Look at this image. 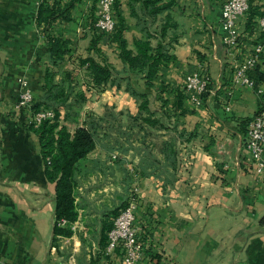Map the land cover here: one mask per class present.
Returning <instances> with one entry per match:
<instances>
[{"label":"crops","instance_id":"crops-1","mask_svg":"<svg viewBox=\"0 0 264 264\" xmlns=\"http://www.w3.org/2000/svg\"><path fill=\"white\" fill-rule=\"evenodd\" d=\"M223 1L157 0L170 7L152 18L140 1L133 12L131 0H118L128 48L136 49L134 40L145 37L146 26L158 31L167 14L168 36L177 35L172 58L148 85L142 74L126 70L114 35L91 28L98 0H78L71 20L49 28L38 23L40 0H0V264H122L119 250L105 252L104 227L134 191L145 247L139 264H264V172L257 173L243 155V122L264 107V50L249 71L254 84H231L235 67L223 42ZM251 4L264 14V0ZM262 15L250 25L248 16L240 19L239 58L262 40ZM50 34L71 41L70 54L56 66L48 53ZM95 35L99 52L90 47ZM87 56L111 63L121 85L116 78L91 87L79 61ZM48 68L56 82L73 72L86 94L76 119L66 120L61 110L60 122L72 132L88 113L108 109L127 123L140 112V93L148 95L158 120L154 127L100 133L77 174L78 217L70 236L54 234L56 182L47 177L40 137L27 124L30 112L15 107L21 78L35 103L44 102ZM201 70L210 90L196 104L183 91L184 81ZM188 133L195 134L187 139ZM166 141L175 150V167L161 151Z\"/></svg>","mask_w":264,"mask_h":264},{"label":"trees","instance_id":"trees-1","mask_svg":"<svg viewBox=\"0 0 264 264\" xmlns=\"http://www.w3.org/2000/svg\"><path fill=\"white\" fill-rule=\"evenodd\" d=\"M78 0H54L53 2L43 1L38 9V23L47 28L53 27L58 20L67 21L72 19V8ZM140 1L141 6L146 8L145 14L156 18L160 13L169 9L170 4L157 5V0H131L132 11H135V3ZM250 7L246 13L248 16V25L251 24L254 15L263 13L256 6ZM117 28L114 32V38L118 43L120 57L125 63L126 70L135 74H142L146 78V83L152 85V80L160 64L172 58L169 53L170 47L178 41L177 35L168 36L170 24L169 14L166 15L165 21L160 24L158 31L152 32L150 27L146 26L145 37L134 40L135 50L128 48L127 39L123 33V16L120 12L118 0L115 1ZM264 15V14H263ZM96 18L91 22V28L96 33ZM100 33L101 32H98ZM153 39L157 42L154 43ZM71 41L60 35H48L47 47L50 63L54 66L59 65L70 54ZM98 35L94 36L91 42V48L100 51L97 46ZM80 64L86 66V75L89 79L88 84L91 87L100 89L109 82H115L121 85V77H116V70L109 62L100 63L92 56L80 57ZM56 72L46 70V93L43 103H34L33 108L38 109L41 105L50 107L54 110L55 116L52 119H45L40 124L31 123L29 127L34 130L40 137L42 155L46 162L47 177L56 182V200L54 210V234L70 236L72 229L70 224L78 217V211L75 203V189L77 187V174L80 170L83 160L87 154L95 147L100 133L117 128V126H138L139 129L144 127H154L158 120L155 117L154 110L151 109L150 99L147 94L140 93L141 104L140 112L131 115L128 122L122 121V116L114 110L108 109L105 114L88 113L86 119L81 125H78L72 132L69 126L61 124V110L64 111L66 120H74L78 117L79 108L86 100V94L82 89H78L77 81L74 82V73L68 71L61 81H55ZM131 80V79H130ZM130 90L135 92L131 83L127 85ZM181 96L184 92L181 91ZM187 95V94H186ZM178 104H181L179 98ZM177 104V105H178ZM260 111V110H259ZM251 120H245L244 125L249 124ZM161 125V124H160ZM163 125V124H162ZM162 127V126H160ZM246 133V132H245ZM107 133L103 134L106 135ZM184 135L183 133H181ZM195 133H188L187 139ZM161 151L166 155L170 165L175 167V150L168 141L161 147ZM119 212L115 213L117 215ZM114 215V216H115ZM63 220L67 224H62ZM264 220V219H263ZM112 227V223H106L104 227L105 236Z\"/></svg>","mask_w":264,"mask_h":264},{"label":"built area","instance_id":"built-area-1","mask_svg":"<svg viewBox=\"0 0 264 264\" xmlns=\"http://www.w3.org/2000/svg\"><path fill=\"white\" fill-rule=\"evenodd\" d=\"M53 2L54 0H40ZM116 0H98L95 27L98 32L114 34L117 28ZM250 7V0H224L221 7V23L226 31L223 42L227 52L234 61V72L231 84L244 83L252 86L254 81L249 71L256 67L261 53L264 50V15L257 18V25L262 33V40L257 42L248 56L241 59L237 56L241 32L239 21L246 16ZM22 89L19 93L15 107L28 110L30 117L27 124L34 123L37 127L45 119H52L55 112L52 108L41 105L34 109V96L27 87L25 78L20 79ZM210 90V80L207 72H199L187 75L184 81L183 91L196 104L203 102L206 93ZM244 157L248 164L259 174L264 172V107L256 113L247 126L243 138ZM117 154L113 155L115 158ZM138 196L136 192L129 199L128 204L114 217L112 227L107 232V245L105 252L111 254L116 250L121 252L122 264H139L144 258V243L140 235V227L136 224V210ZM62 224H67L63 220ZM74 230V222L70 224Z\"/></svg>","mask_w":264,"mask_h":264},{"label":"rangeland","instance_id":"rangeland-1","mask_svg":"<svg viewBox=\"0 0 264 264\" xmlns=\"http://www.w3.org/2000/svg\"><path fill=\"white\" fill-rule=\"evenodd\" d=\"M116 216V215H115Z\"/></svg>","mask_w":264,"mask_h":264}]
</instances>
